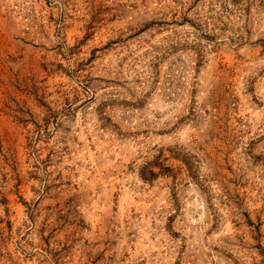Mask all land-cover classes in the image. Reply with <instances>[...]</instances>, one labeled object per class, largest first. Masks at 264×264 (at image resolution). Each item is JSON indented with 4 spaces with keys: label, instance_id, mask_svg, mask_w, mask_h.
Segmentation results:
<instances>
[{
    "label": "rangeland",
    "instance_id": "374dc122",
    "mask_svg": "<svg viewBox=\"0 0 264 264\" xmlns=\"http://www.w3.org/2000/svg\"><path fill=\"white\" fill-rule=\"evenodd\" d=\"M0 264H264V0H0Z\"/></svg>",
    "mask_w": 264,
    "mask_h": 264
}]
</instances>
